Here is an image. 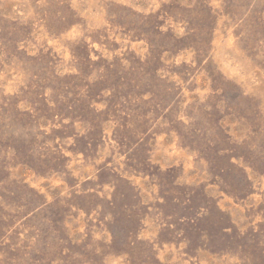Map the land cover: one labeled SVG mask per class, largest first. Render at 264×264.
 <instances>
[{
	"label": "rangeland",
	"instance_id": "374dc122",
	"mask_svg": "<svg viewBox=\"0 0 264 264\" xmlns=\"http://www.w3.org/2000/svg\"><path fill=\"white\" fill-rule=\"evenodd\" d=\"M0 264H264V0H0Z\"/></svg>",
	"mask_w": 264,
	"mask_h": 264
}]
</instances>
